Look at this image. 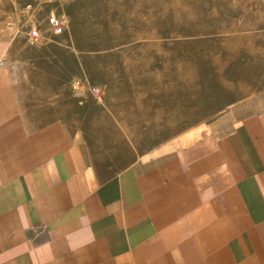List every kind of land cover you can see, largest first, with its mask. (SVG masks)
Masks as SVG:
<instances>
[{"label":"crops","instance_id":"obj_1","mask_svg":"<svg viewBox=\"0 0 264 264\" xmlns=\"http://www.w3.org/2000/svg\"><path fill=\"white\" fill-rule=\"evenodd\" d=\"M0 32V264H264V99L110 162L28 113Z\"/></svg>","mask_w":264,"mask_h":264},{"label":"rangeland","instance_id":"obj_2","mask_svg":"<svg viewBox=\"0 0 264 264\" xmlns=\"http://www.w3.org/2000/svg\"><path fill=\"white\" fill-rule=\"evenodd\" d=\"M0 32L25 110L110 162L264 99V0H0Z\"/></svg>","mask_w":264,"mask_h":264},{"label":"built area","instance_id":"obj_3","mask_svg":"<svg viewBox=\"0 0 264 264\" xmlns=\"http://www.w3.org/2000/svg\"><path fill=\"white\" fill-rule=\"evenodd\" d=\"M55 24H58V21H56Z\"/></svg>","mask_w":264,"mask_h":264}]
</instances>
